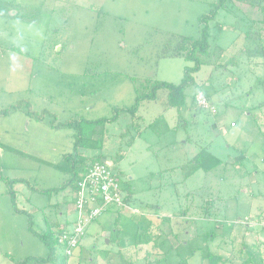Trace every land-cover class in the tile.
I'll return each mask as SVG.
<instances>
[{"label": "rangeland", "instance_id": "374dc122", "mask_svg": "<svg viewBox=\"0 0 264 264\" xmlns=\"http://www.w3.org/2000/svg\"><path fill=\"white\" fill-rule=\"evenodd\" d=\"M218 3L0 0V264L64 257L57 247L49 258L41 237L74 220V188L56 190L70 175L46 163L74 152L79 129L102 147L78 151L105 162L133 197L88 227L67 264H208L207 251L242 264L243 248L254 245L264 259L256 233L235 235L264 210V12L227 1L206 23L205 64L190 76L194 63L179 51L184 38L201 36L202 17ZM186 77L194 84H186L181 109L159 88L135 115L119 113L160 82L179 86ZM197 94L216 114L197 106ZM203 149L227 171L220 165L210 178L203 170L187 178ZM133 217L150 223L151 244L137 239Z\"/></svg>", "mask_w": 264, "mask_h": 264}, {"label": "trees", "instance_id": "16d2710c", "mask_svg": "<svg viewBox=\"0 0 264 264\" xmlns=\"http://www.w3.org/2000/svg\"><path fill=\"white\" fill-rule=\"evenodd\" d=\"M229 0H219L218 5L216 8L211 12L209 16L202 17L200 23L203 25L202 33L199 38H184L182 48H179V51L183 52V56L194 63V66L192 68L186 67L185 73L187 76H190L191 71H198L201 69V67L205 64V61L202 59V55L208 54L209 49V36H208V25L206 23L210 19H215L218 12L221 9L225 8L226 2ZM234 1V0H230ZM242 3H249L252 6L260 8L261 11L264 12V0H238ZM262 48L264 49V35L262 34ZM179 52V53H180ZM194 82H189L187 77L184 79L183 83L179 86H176L172 83L168 82H160L157 87H153L155 90L153 93H150L148 95L144 96H138L137 103L132 107L128 109H120L119 113H130L135 115L139 109V104L143 100H149L154 101L157 98V91L159 88H166L169 90V103L173 107H179L180 109L185 106V98H184V89L186 87V84ZM41 120V118H39ZM100 122H108V120H100ZM109 122H113V120H110ZM50 125L53 128H72L74 126L73 123H61L57 124L53 121L50 122ZM80 123H78V126ZM77 126V128H78ZM264 136V133H262ZM79 147H84L86 149H100L102 147V142H97L94 139H85L82 136V133L80 129L78 130V134L76 135V142H75V150L74 152L67 154L63 157L62 161L57 164L52 163H46L49 164L56 169L63 171L70 175V179L67 180L66 184L62 188H58L56 190H61L66 188L69 185H72L74 188V205H75V199L78 192V182L82 179L81 173L83 171H86L92 164H94L97 161H101V159H98L96 157L88 158L84 154L80 153ZM197 161L196 164H193L192 169L187 175V178L196 173L199 170H203L206 173L212 171L213 169L219 167L222 163L219 159H216L214 156H212L209 152L205 151L203 149L196 158ZM128 196L125 199V203L129 202V199L131 198L132 192L130 188H128ZM119 211H123L124 209H118ZM134 218V217H133ZM135 219V222H137L139 228H138V234L137 239L139 238L141 243L144 245H149L152 243V239L148 236V230L150 228V223L147 226H144L140 223L139 219ZM70 225V224H68ZM67 226V225H66ZM64 228V227H63ZM63 228L59 230V233L63 231ZM56 233V229H48L47 233L43 235L41 238L45 242L48 243L49 246V258L53 257L54 255H57V247H58V234ZM55 241V244H50V241ZM157 245L155 244L153 246V249H156ZM173 251V249L170 247L169 251L166 252V255H169ZM244 253L246 254L245 259H243L242 264H264V259L262 258L260 251L257 249V246L254 245L253 247H244L243 248ZM58 256V255H57ZM260 257V258H259ZM205 259L207 260L208 264H231V259L224 258L220 255H217L213 252L207 251L205 255ZM258 259V260H257ZM57 264H67V259L64 257L59 258V260L56 261ZM90 264H97L96 259L93 260ZM179 264V263H178Z\"/></svg>", "mask_w": 264, "mask_h": 264}, {"label": "built area", "instance_id": "2783aa9c", "mask_svg": "<svg viewBox=\"0 0 264 264\" xmlns=\"http://www.w3.org/2000/svg\"><path fill=\"white\" fill-rule=\"evenodd\" d=\"M195 101L200 109L216 114L215 107L205 95L197 94ZM81 175L75 199V218L71 227H64L57 236L58 247L63 249L66 259L72 257L79 249L88 227L105 211L127 207L125 190L105 162H95Z\"/></svg>", "mask_w": 264, "mask_h": 264}, {"label": "crops", "instance_id": "0c3cea01", "mask_svg": "<svg viewBox=\"0 0 264 264\" xmlns=\"http://www.w3.org/2000/svg\"><path fill=\"white\" fill-rule=\"evenodd\" d=\"M73 145H74V143H73ZM73 145H71L70 147H72ZM74 149H75V145H74V147H73ZM71 153V152H70ZM67 154H69V153H66L65 155H67ZM65 155H63V157L65 156ZM243 157V156H242ZM237 162H236V164H238V165H240V164H242V165H244V160H242V159H240V157H239V159H237L236 160ZM221 167H222V165H221ZM222 168H224L225 169V171H227V167H226V165L225 166H223ZM198 172V171H197ZM211 172L212 171H210V172H208L207 173V177H209L210 178V176H211ZM196 173H194L193 175H195ZM193 175H191L189 178H191ZM252 178H254V177H252ZM131 197H133L132 195H131ZM255 198H256V196H255ZM128 204V206H129V204L130 203H127ZM68 212V211H67ZM260 212H262V213H257V215H256V217L253 219L255 222H253V220L252 221H250L248 218H247V223H248V225H246V227H242V228H238V230L235 232V235H238V238H244V236L246 235V236H253V234H255V236H254V240H255V242L256 243H264V210H261ZM71 213V211H69V213L68 214H70ZM71 222L72 221H70V220H68V221H63V223L62 222H59V223H57V225L56 226H53V227H59L61 224L62 225H64L65 227H69L70 225H68V224H71ZM250 222V223H249ZM67 225V226H66ZM48 226H50L49 224H48ZM238 226V225H237ZM52 227V226H51ZM236 227V226H235ZM256 228L258 229L257 231H256ZM235 229H237V228H235ZM233 233H231V235H232ZM253 239H249V240H253ZM241 240V241H240ZM238 239V242L240 241V243L242 244V245H247V244H251L252 242L251 241H248V240H246V242H244V241H242V239ZM253 240V241H254ZM249 242H251V243H249ZM255 242L254 243H252V245L253 244H255ZM244 243H246V244H244ZM121 247H123V249H126L127 247H128V244L127 245H120Z\"/></svg>", "mask_w": 264, "mask_h": 264}]
</instances>
